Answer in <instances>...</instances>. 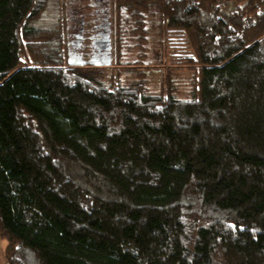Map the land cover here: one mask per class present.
Instances as JSON below:
<instances>
[{
  "label": "trees",
  "instance_id": "obj_1",
  "mask_svg": "<svg viewBox=\"0 0 264 264\" xmlns=\"http://www.w3.org/2000/svg\"><path fill=\"white\" fill-rule=\"evenodd\" d=\"M109 2L0 0L6 264H264V0Z\"/></svg>",
  "mask_w": 264,
  "mask_h": 264
},
{
  "label": "flooded vegetation",
  "instance_id": "obj_2",
  "mask_svg": "<svg viewBox=\"0 0 264 264\" xmlns=\"http://www.w3.org/2000/svg\"><path fill=\"white\" fill-rule=\"evenodd\" d=\"M74 35L78 40L71 43L70 60L72 63L89 62L93 57L99 54L98 47L100 40L109 36L112 42V21L109 10L96 9L93 13V19L88 20L87 14L81 10L78 12ZM89 41V42H88ZM96 43V47L94 46ZM101 53V52H100Z\"/></svg>",
  "mask_w": 264,
  "mask_h": 264
},
{
  "label": "rangeland",
  "instance_id": "obj_3",
  "mask_svg": "<svg viewBox=\"0 0 264 264\" xmlns=\"http://www.w3.org/2000/svg\"><path fill=\"white\" fill-rule=\"evenodd\" d=\"M70 1L72 2V6L70 8L69 15L67 13L68 20H69L68 26H67V36L69 38V45L71 46L72 42H75L76 40H78L74 34L77 33L75 31V27L77 26L75 20L77 19L78 15H79L78 12L80 11V8L78 6H80V5L76 4L78 0H70ZM93 1L95 2V0H93ZM106 2L107 3H104V4L103 3H99V4L97 3L95 6L96 8H94V10H96V9L109 10V12L111 14V11H112L111 10V4H110L109 0H107ZM94 10L92 12H89L88 13L89 15L87 14L88 15L87 18L89 20L93 19ZM82 11L83 10H81V12ZM1 243L4 244V248L6 249L7 242L0 238V245H1ZM6 263H7V261H6L5 253H4V256L2 254H0V264H6Z\"/></svg>",
  "mask_w": 264,
  "mask_h": 264
},
{
  "label": "water",
  "instance_id": "obj_4",
  "mask_svg": "<svg viewBox=\"0 0 264 264\" xmlns=\"http://www.w3.org/2000/svg\"><path fill=\"white\" fill-rule=\"evenodd\" d=\"M99 44H101V47H98L99 54L97 56L93 57L89 62H77L74 65L76 66H86L88 64L96 67H109L112 65V56H111V50H112V43L111 38L109 36H106L102 40H100ZM94 46L96 47V43H94ZM101 52V53H100Z\"/></svg>",
  "mask_w": 264,
  "mask_h": 264
},
{
  "label": "crops",
  "instance_id": "obj_5",
  "mask_svg": "<svg viewBox=\"0 0 264 264\" xmlns=\"http://www.w3.org/2000/svg\"><path fill=\"white\" fill-rule=\"evenodd\" d=\"M2 245V246H1ZM1 247H0V254H2L4 256L5 253V248H4V244L1 243Z\"/></svg>",
  "mask_w": 264,
  "mask_h": 264
}]
</instances>
